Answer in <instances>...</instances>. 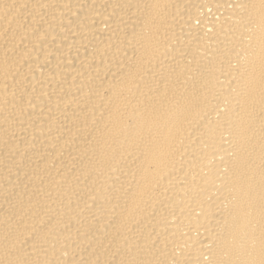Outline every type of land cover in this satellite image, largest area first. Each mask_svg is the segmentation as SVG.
Masks as SVG:
<instances>
[{
  "label": "bare ground",
  "instance_id": "1",
  "mask_svg": "<svg viewBox=\"0 0 264 264\" xmlns=\"http://www.w3.org/2000/svg\"><path fill=\"white\" fill-rule=\"evenodd\" d=\"M0 264H264V0H0Z\"/></svg>",
  "mask_w": 264,
  "mask_h": 264
}]
</instances>
